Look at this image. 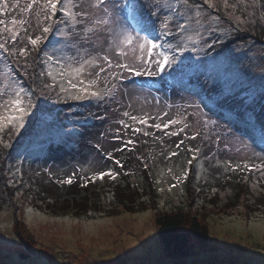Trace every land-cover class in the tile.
Wrapping results in <instances>:
<instances>
[{"label":"snow or ice","instance_id":"1","mask_svg":"<svg viewBox=\"0 0 264 264\" xmlns=\"http://www.w3.org/2000/svg\"><path fill=\"white\" fill-rule=\"evenodd\" d=\"M256 26L264 29V0H0V151L13 147V139L21 134L41 98L55 103L95 101L98 105L115 101L122 95L121 82L129 76H158L166 68L180 65L184 53L214 47L219 38H209L215 33L226 39L233 31ZM172 107L167 105L169 110ZM175 108L171 115L165 110L155 116L123 111L113 135L123 147L104 150L96 144L95 148L123 169L114 153L134 148L137 141L132 136H152L161 144L164 137H180L174 147L168 146L173 150L166 157H179L181 151L185 156L191 154L180 174L173 177L178 184L187 179L189 166L201 155L213 161L214 168L223 163L225 173L250 170L242 150L261 160L254 167L264 177V148L256 152L252 142L236 136L195 101ZM192 116L195 122H190ZM229 119L250 128L255 142L257 125L250 114L239 112ZM126 131L131 135L124 140ZM198 138L200 142L194 146L187 143ZM205 141L211 155L204 152ZM259 142L264 144V121L259 125ZM221 144L227 152L238 145L235 152L241 158L235 164L231 159L221 162L212 152V145L220 151ZM118 175L120 172L107 169L82 178L85 182L105 177L115 181ZM76 176L73 172L57 183L71 184Z\"/></svg>","mask_w":264,"mask_h":264},{"label":"rangeland","instance_id":"2","mask_svg":"<svg viewBox=\"0 0 264 264\" xmlns=\"http://www.w3.org/2000/svg\"><path fill=\"white\" fill-rule=\"evenodd\" d=\"M216 38L224 42L220 43L218 39L214 47L200 52L212 55L197 58L206 60V71L203 72L210 83L220 85L224 94L238 93L237 97L243 99L247 106L261 105L263 108L264 29L256 26L248 31H233L226 39L215 33L209 40ZM227 42L229 44L222 49L221 45ZM120 88L122 95L116 99L123 108L122 112L131 111L139 115L143 111L155 116L158 111H165V106L170 103L158 102L151 88L140 89L124 81ZM185 104V99L173 104L171 114L176 111L175 105ZM117 108L118 105L113 104L111 109ZM92 110H99V106L92 105L88 111ZM188 111L194 113L195 109ZM98 115H101L100 112ZM121 115L115 116V119H120ZM195 120L196 117L192 116L190 122ZM117 127L115 123L106 129L113 131ZM75 135L77 132L72 129L65 136L69 148L76 145ZM113 135L111 132L100 144L104 147L109 145L112 149L116 146L112 141L119 143ZM127 135L131 134L127 132ZM237 146L232 145L233 151ZM129 147L132 154L133 147ZM213 149L217 151L216 147ZM221 149L224 154L229 153L223 150V144ZM0 153L6 155V151ZM17 153L13 159L16 165L21 163V152ZM217 154H221L220 151ZM32 156L36 155H24L22 160ZM98 157L90 156L91 165L100 164ZM169 169H155L153 186L158 195L154 200L152 196L145 199L141 206L143 210L136 211L138 198L143 195L135 190L129 195L135 206H128V213L120 211L118 205L110 197L107 198L110 192L92 195L94 201L86 205V210L81 208L77 212H66L45 206L35 207L38 211L31 206V198L24 186L19 187L20 182L11 178L10 171L0 167V264H264V192L258 185V178L264 182V177L258 172L254 183L256 187L252 186L249 198L242 194L237 199L229 190L211 191L206 192L207 197L201 198L202 203L196 200L194 204L186 196V185L191 186L192 197L198 198L200 194L195 188L199 185L198 181L191 185L188 175L183 183L178 184L173 177L179 175L182 169H172L171 172ZM101 188L102 185H99ZM214 198H217V205L211 206L209 202ZM253 203L259 207L252 206ZM28 208H32L33 212L29 213ZM179 210L184 211L189 220L197 217L200 224L208 228L210 238L204 245L193 246L187 257L173 260L164 253L155 222L157 216ZM18 226L20 231H17ZM186 232H191L189 227ZM193 238L192 242L195 241Z\"/></svg>","mask_w":264,"mask_h":264},{"label":"trees","instance_id":"3","mask_svg":"<svg viewBox=\"0 0 264 264\" xmlns=\"http://www.w3.org/2000/svg\"><path fill=\"white\" fill-rule=\"evenodd\" d=\"M211 11L213 15L217 14L214 10ZM226 22L225 18V24H227ZM129 23L135 25V21H129ZM229 42L221 45L222 49ZM212 54L208 52L206 55L210 56ZM206 55H202L200 52L191 54L186 52L181 57L182 63L180 65L174 68H166L158 76H129L124 82L135 85L140 89H153L156 93L154 96L158 97V102L164 101L162 103L165 104L170 102L168 105L178 104L184 99L186 103L199 102L203 107L202 109L208 112L214 120L222 125L224 124L226 128L232 129L233 133L241 139L252 142L255 151L260 152L261 148H264V144L259 142V125L264 121V107L262 108L261 105L257 107L247 106L243 99L237 97L238 93L235 95L224 94L220 85L211 84L204 73L206 71L204 68L206 60L197 59ZM180 71L181 74H178ZM208 102H210L209 105ZM113 104L118 105L116 110L111 109ZM92 105L99 106V110L88 111ZM120 105L117 99L98 105L95 101H70L59 104L53 100L41 98L37 102V109L28 118L21 134L13 140V147L6 150V155L0 153V167L6 170L11 168V178L13 177L20 182L19 187L24 186L26 194L31 198L30 202L33 204L31 206L34 208L45 206L56 211L77 212L81 208L87 209L86 205L91 204L92 200L94 201L92 195L95 193L109 194L108 192H110L107 198L110 197L118 205L120 211L125 210L128 212L130 211L128 206H135L133 205V199L129 196L134 194L133 191L135 190L143 195L138 198L137 204L135 202L136 211L143 210L141 206L144 200L151 196L154 200L155 196L158 195L156 188L153 186L155 169L161 167L173 170L182 169L186 164V160L191 158V154L185 156L181 151L179 157L168 159L166 158L168 152L173 150L168 146L173 145L174 147V141L180 137H164V143L161 144L159 141H155L152 136H144L138 133L131 137L137 141L132 154L130 147L123 153H114L116 158L121 159L124 165L123 169L116 167L114 161L108 160L102 152L95 148V145L108 138L111 132L115 133V130L112 131L109 128L106 129V127L114 125L115 116L121 115L123 108ZM67 107L69 109H66ZM165 108L169 111V114L172 113L167 106ZM85 112H88V114L82 117L79 116V114ZM99 112L101 115H98ZM239 112L250 114L253 123L257 125L255 142H253V137L250 134V128L235 119H229V117H235ZM164 119H167V117ZM191 120L192 117H190ZM151 123L152 121H149V124ZM144 127L147 131L162 135L161 132L155 129ZM72 129L77 132V135H75L76 145L69 148L65 136L69 135ZM127 138L129 136L126 131L124 139L127 140ZM116 142L119 143L112 141L116 146L123 147L120 140L117 139ZM199 142L198 138L197 141L187 143L194 146ZM204 144V152L211 155L208 152L207 141ZM100 145L104 150H111L109 145L105 147L103 144ZM214 147L215 145H212V152L216 153L221 162L231 159L235 164L241 158V154H237L235 150L224 154L221 149V154H217V151L213 149ZM15 152H21V163L18 165L13 161ZM161 152L164 155H161ZM28 154L36 156L22 160L23 156L26 155L27 157ZM242 155L248 158L250 170L240 171L238 169L235 172L227 173L224 172L223 163L214 168L212 167L213 161L204 160L203 155L198 156L189 166L191 168L189 176L191 185H193V182L198 181L199 185L195 188L200 196L198 198L192 197V188L188 184L186 185V196L190 197L194 204L196 200L202 203L201 198L207 197L206 192L211 191L229 190L233 196L238 197L237 199L242 194L249 198L255 178L259 174L254 165L260 164L261 160L253 158L250 151L244 153L242 150ZM90 156H99L100 164L91 165ZM145 163L149 165L148 168L144 167ZM17 169H19V172L16 171ZM107 169L120 172L115 181L105 177L103 180L97 179L93 182H85L82 178L84 175H91L93 171ZM13 172H16L15 176H12ZM73 172H76L77 176L73 178L71 184L57 183V180L66 179ZM198 174H202V178H199ZM99 185H102L101 190ZM258 185L259 189L264 192V182L260 178H258ZM149 188L151 190L147 191ZM216 199L214 198L212 202H209L211 206L217 205ZM150 202L151 200H149ZM145 205L147 206V203ZM252 206L259 207L255 203ZM154 208H157V206L154 205ZM35 209L40 211L38 208ZM155 224L164 253L173 260L187 257L193 246L204 245L210 238L208 228L200 224L197 217H192L189 220L182 210L157 216ZM187 227L190 228L191 232H186ZM16 228L17 231L21 230L20 226ZM192 237L195 240L193 242Z\"/></svg>","mask_w":264,"mask_h":264}]
</instances>
